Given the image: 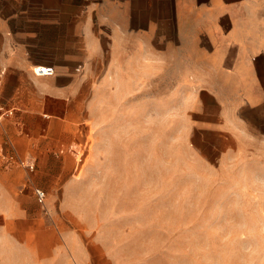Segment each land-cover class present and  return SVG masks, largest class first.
I'll use <instances>...</instances> for the list:
<instances>
[{
	"label": "crops",
	"instance_id": "0c3cea01",
	"mask_svg": "<svg viewBox=\"0 0 264 264\" xmlns=\"http://www.w3.org/2000/svg\"><path fill=\"white\" fill-rule=\"evenodd\" d=\"M149 79L199 159L264 169V0H0V264H116L35 188L76 170L46 146L57 130L75 138L68 119L95 105L98 81Z\"/></svg>",
	"mask_w": 264,
	"mask_h": 264
},
{
	"label": "rangeland",
	"instance_id": "374dc122",
	"mask_svg": "<svg viewBox=\"0 0 264 264\" xmlns=\"http://www.w3.org/2000/svg\"><path fill=\"white\" fill-rule=\"evenodd\" d=\"M139 82L98 81L95 105L68 119L75 138L57 130L46 148L76 170L42 177L39 204L75 217L116 264H264V169L199 159L166 83Z\"/></svg>",
	"mask_w": 264,
	"mask_h": 264
},
{
	"label": "built area",
	"instance_id": "2783aa9c",
	"mask_svg": "<svg viewBox=\"0 0 264 264\" xmlns=\"http://www.w3.org/2000/svg\"><path fill=\"white\" fill-rule=\"evenodd\" d=\"M33 73L35 75H52L54 73V66L53 65H48V64H37L34 65L33 68ZM11 113L10 110H3L0 112V120L3 117L8 116ZM28 167L32 168L33 165H27ZM35 195L37 197V199L39 200H44V198L46 197V192L44 189L42 188H35Z\"/></svg>",
	"mask_w": 264,
	"mask_h": 264
}]
</instances>
